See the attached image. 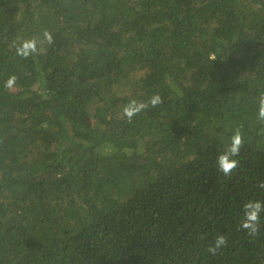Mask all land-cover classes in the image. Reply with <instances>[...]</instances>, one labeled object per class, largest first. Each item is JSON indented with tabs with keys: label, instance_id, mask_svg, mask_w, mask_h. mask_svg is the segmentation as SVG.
Listing matches in <instances>:
<instances>
[{
	"label": "trees",
	"instance_id": "1",
	"mask_svg": "<svg viewBox=\"0 0 264 264\" xmlns=\"http://www.w3.org/2000/svg\"><path fill=\"white\" fill-rule=\"evenodd\" d=\"M261 94L264 0H0V264H264Z\"/></svg>",
	"mask_w": 264,
	"mask_h": 264
},
{
	"label": "clouds",
	"instance_id": "2",
	"mask_svg": "<svg viewBox=\"0 0 264 264\" xmlns=\"http://www.w3.org/2000/svg\"><path fill=\"white\" fill-rule=\"evenodd\" d=\"M44 38L48 43L53 42V37L50 32H44ZM38 52L37 42L35 39L25 40L17 47L16 54L23 58H28ZM210 59L215 60V56L211 55ZM16 76H10L5 82L6 87H12L15 84ZM162 103V98L157 94L152 96L148 102H138L136 100L129 101L122 110V114L129 122L133 117L140 114L151 105L155 107ZM258 119L264 121V94L258 97ZM244 145V138L239 130L233 132L230 137V143L227 148L216 157V166L219 172L223 173L225 177L231 176L235 169L239 167V156L241 148ZM264 187V184L261 185ZM243 217L240 227L245 230L250 237L259 235L261 230V213L264 212V202L259 200H250L243 206ZM228 240L224 234H218L214 237V242L210 243L207 251L215 255L222 248L226 247Z\"/></svg>",
	"mask_w": 264,
	"mask_h": 264
}]
</instances>
